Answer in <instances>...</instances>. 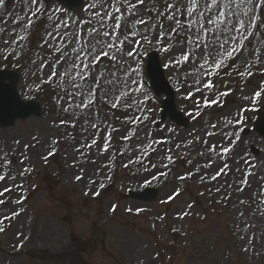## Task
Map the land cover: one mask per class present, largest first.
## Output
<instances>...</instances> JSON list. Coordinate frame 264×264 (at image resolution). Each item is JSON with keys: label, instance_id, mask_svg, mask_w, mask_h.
<instances>
[{"label": "rangeland", "instance_id": "1", "mask_svg": "<svg viewBox=\"0 0 264 264\" xmlns=\"http://www.w3.org/2000/svg\"><path fill=\"white\" fill-rule=\"evenodd\" d=\"M91 2L83 0L81 8L71 13L56 3L45 5L40 0L42 15L34 18L30 29L24 27L34 10L30 3L5 0L0 8V69L16 72L20 100L37 102L41 108L40 117L0 129L1 162H15L12 172L0 168V174L6 177L0 181V192L12 189L0 197L4 201L0 204V220L4 221L0 225V264H264V205L259 203L264 200V138L254 132L256 111L264 115V75L260 74L264 72V0H254L253 7H262L255 12L257 27L245 42L244 51L227 62L229 66L220 73L222 78H213L209 102L221 92L231 93L220 97L222 107L198 108L195 102L203 103L202 92H196L192 99L184 98L207 81L197 74L191 61L175 69L168 67L190 48L179 37L168 42L173 48L167 54L145 45L142 56L134 62L140 68L137 86L143 89L141 98L149 101L141 106L143 113L113 109L111 101L121 90L113 93L110 87L97 88L95 106L80 112L68 104L69 99L73 105L76 103L68 96L72 85L65 83L64 91L58 81L55 88L41 83L60 58L53 55L55 44L46 39L53 28L49 13L58 20H86L100 10L85 12ZM166 2L146 0L157 15ZM178 6H185L184 0ZM139 12L142 18L155 23L157 17L149 7L142 6ZM161 22L173 26L166 19L161 18ZM144 28L150 29L151 24ZM83 31L86 33L87 28ZM20 35L28 39L15 45L13 52V45L4 44V40H19ZM150 51L158 53L166 78L176 92L177 109L189 122L185 129L159 121L161 98L153 95L144 75ZM105 65L110 67V62L104 61L100 70H109ZM189 72L194 74L189 76ZM83 83L93 82L90 79ZM258 91L261 99L253 105L251 97ZM253 107L257 110L242 111ZM144 114L148 120L138 128L124 123ZM190 114H197V118ZM239 120L240 126L234 127ZM93 125L97 126L95 130ZM129 132L135 134L125 142ZM104 135H109L111 143L109 151L101 154ZM93 139L97 144L89 148ZM212 147L216 152H209ZM225 148L232 149L229 155L216 154ZM46 156L49 158L44 159ZM169 157L173 163H169ZM137 160L143 163H133ZM225 163L228 175L209 183ZM126 164L129 167H124ZM206 164L212 167H203ZM25 168L29 171L24 172ZM246 171L253 175L241 192ZM16 173L21 174V179ZM146 187L158 190L156 201L145 204L123 199L127 192ZM177 191L179 195L168 202ZM17 200L23 203H14ZM185 212L188 215L179 219ZM67 217L70 223L64 222ZM92 227L104 230L105 237L93 252L85 254L84 244Z\"/></svg>", "mask_w": 264, "mask_h": 264}, {"label": "snow or ice", "instance_id": "2", "mask_svg": "<svg viewBox=\"0 0 264 264\" xmlns=\"http://www.w3.org/2000/svg\"><path fill=\"white\" fill-rule=\"evenodd\" d=\"M180 2L181 0H167L164 10L158 11V15L157 12L152 11L151 6L146 4V0H92L89 7L84 11L89 12L97 8L100 10L95 11L86 20H58L49 13V22L53 25V28L49 30L46 39L55 44L56 51L53 52V55L60 58L52 64L50 74L47 79H42L41 83L55 88V82L58 81L61 90L64 91H67L64 87L65 83L72 85L73 91L68 92V96L74 98L76 103L73 105L72 99H69L68 104L79 108L80 112L89 110L90 106H95L94 97L98 94L97 88L104 87L107 89L110 87L113 93L121 90L111 101L110 106L113 109L123 108L125 112L140 111L143 113L145 110L141 106L149 101L147 97L141 98L143 89L137 86L140 68L138 64L134 66V62L142 56L145 45H152L161 53L167 54L173 48V45L168 42L183 37V43L190 46V48L187 52H184L182 57H177L175 63L168 65V67L175 69L177 65H183L191 61L196 66L197 74L202 75L203 79L207 81L203 83L202 87L197 86L195 92H189L184 98L192 99L196 92H202L203 103L200 100L195 102L198 108L222 107L220 97L229 96L231 93L221 92L219 97L209 102L208 94L214 88L213 78H222L220 73L229 66L227 62L235 60L244 51L245 42L253 36V29L257 27L255 12L257 9H261L262 5L255 4L253 7L254 0H184L185 6H178ZM28 3L33 6L34 10L27 16L28 22L24 24V27L30 29L33 27L34 18L39 19L41 17L42 10L40 0H25V4ZM4 5L5 0H0V8H3ZM142 6L149 7L151 14L157 17L154 24L150 20L142 18V14L139 12ZM161 18L171 22L173 26L167 27L161 22ZM182 19L187 22L182 23ZM13 23H19V21H13ZM149 24H151L150 29L144 28L145 25ZM85 28H87L86 33L83 31ZM142 28H144L143 31L140 30ZM27 39V36L20 35L19 40L13 39L11 42L4 40V44L11 43L13 52H15V45ZM41 47H44V45L42 44ZM9 55L11 53L6 54L4 59L7 60ZM16 58H19V53H16ZM104 61L110 62V67L105 65L106 68H109L107 71L100 70V65ZM61 66H65L62 71L60 70ZM43 70L42 67L41 71ZM205 73L207 75H204ZM193 74L192 72L187 73L189 76ZM260 74L264 75V72ZM244 75L245 73H241V76ZM251 75L252 73H248L249 77ZM90 79L93 82L91 85L83 83ZM197 85H199V81H197ZM76 90L79 91V95H77ZM179 90L177 88V91ZM261 90L264 91V85L261 86ZM260 99L261 92L258 91L251 97V103L255 105ZM125 101L128 102L124 103ZM104 103H109V101L105 100ZM256 110L253 107L242 111ZM64 111L68 112L69 109L64 108ZM190 115H193L194 119L197 118V114ZM146 120H148V116L144 114L135 116L131 121L125 120L124 123L131 124L135 129ZM228 123L231 124L232 122L228 121ZM240 123H242V120H239L233 126L239 127ZM96 127V125H93V130ZM212 127L215 128L216 125L213 124ZM113 131H119V129H113ZM134 134V132H129L125 137V142L131 139ZM209 135H212V133H209ZM103 140L105 144L101 154L109 151L108 146L111 143L109 135H104ZM156 143H164V141H157ZM205 143H207V140H205ZM96 144V139H93L88 147L91 148ZM148 147L151 148L152 145H148ZM77 151H80V149H77ZM231 151V148H225L216 154L224 157L229 155ZM209 152H216V148H209ZM123 154L121 153V155ZM51 155H55V153H50L49 156ZM49 156L44 157V159H48ZM3 159L4 157H0V161ZM168 159L169 163L174 162L171 157ZM20 163L23 164L24 160H21ZM133 163H143V161L137 160ZM246 163L250 162L246 161ZM124 167L127 168L129 165L126 164ZM164 167H168V164H165ZM203 167L211 168L212 165L206 164ZM252 167H255V165H252ZM145 168L147 170V165H145ZM28 171L29 169H24V172ZM161 175H167V173ZM221 175H228V165L226 163L208 182L219 180ZM251 175H253L252 172H245L241 182V192L249 184L248 178ZM81 178L77 177L78 180ZM5 179L6 177L0 174V181ZM153 179H159V177H153ZM180 179L187 178L180 177ZM201 179H204V177ZM151 183L152 181H148V184ZM11 191V188L5 189L4 192H0V197ZM178 195L179 192L177 191L168 202H171ZM3 203L4 201L0 200V204ZM14 203L19 204L23 201L17 200ZM241 203H244V201H241ZM259 203L264 205V200H260ZM191 207L189 205V208ZM113 211H115L114 208ZM261 211H264V209H261ZM19 214V212L16 213L17 216ZM187 215L188 213L185 212L178 218L184 219ZM6 219L9 218L6 217ZM3 222L0 220V225ZM2 231L3 228L0 227V232ZM245 250L247 251V249Z\"/></svg>", "mask_w": 264, "mask_h": 264}, {"label": "water", "instance_id": "3", "mask_svg": "<svg viewBox=\"0 0 264 264\" xmlns=\"http://www.w3.org/2000/svg\"><path fill=\"white\" fill-rule=\"evenodd\" d=\"M171 103V101H170ZM183 120H181V117L178 116V122L176 123H183ZM157 196V192L153 191V190H148L144 193H140V194H132V197L136 198V199H141L142 201H153ZM92 239H97V238H101L103 236V233L101 231H97V230H93L92 231ZM92 245V244H91ZM92 248L88 246V250H91Z\"/></svg>", "mask_w": 264, "mask_h": 264}]
</instances>
